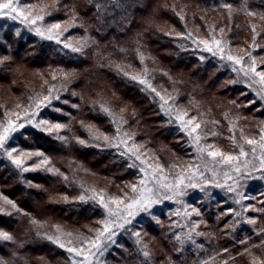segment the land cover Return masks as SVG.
Listing matches in <instances>:
<instances>
[{
  "label": "trees",
  "instance_id": "trees-1",
  "mask_svg": "<svg viewBox=\"0 0 264 264\" xmlns=\"http://www.w3.org/2000/svg\"><path fill=\"white\" fill-rule=\"evenodd\" d=\"M20 3L42 15L44 23H58L66 29L59 43L13 28L0 35V126L11 112L27 109L40 111L43 118L63 127L51 133L29 126L12 136L9 144L14 149L31 153L22 163L28 171L0 155V195L16 205L0 211V232L13 237L0 239V264H71L67 252L47 239V234L58 226L75 235H94L104 214L89 192L122 196L138 181L139 173L129 159L109 144L117 127L164 164L193 163L187 135L166 115L159 96L140 84V79L160 94L175 98L190 116L202 115L199 119L215 124L218 136L214 140L226 153L239 150L237 142L243 135L255 138L263 130L262 103L232 73L210 59H201L186 38L223 28L233 48L250 50L254 41L251 23L259 19L249 13L259 3L255 8L247 0ZM245 3L249 12L231 18L227 6L243 8ZM261 32L262 45L256 54L264 70V19ZM65 43L71 47H64ZM73 47L81 50L74 52ZM46 96L51 97L50 103L44 101ZM37 102H42L39 108ZM100 134L107 135L108 141L103 136L99 141L93 139ZM44 157L49 162L35 167ZM225 221L223 217L213 223L211 232L218 246L214 261L208 264H223L256 245L247 253L263 248L264 233L247 244L232 245L221 230ZM152 224L145 227L148 236H156L164 253L172 244ZM125 261L137 263L132 258Z\"/></svg>",
  "mask_w": 264,
  "mask_h": 264
},
{
  "label": "rangeland",
  "instance_id": "rangeland-1",
  "mask_svg": "<svg viewBox=\"0 0 264 264\" xmlns=\"http://www.w3.org/2000/svg\"><path fill=\"white\" fill-rule=\"evenodd\" d=\"M247 3L249 5L252 4L251 6H253V8L259 3L255 9L250 10L251 15L249 14V17L252 16L259 19V22L251 23L252 29L255 30H253L254 41L250 46V50L233 48L227 37H225L223 28L210 30L207 35H197L194 33L190 35V38L188 39H190V46L197 50V55L201 59H210L217 63L221 68L232 73L235 76V81L244 85L249 91H251L254 97L264 106V83H260L259 77L255 76L253 73H250L248 77H245L243 71H239L241 68L248 69L251 66L253 58L255 59L256 71H264L260 68L261 56L260 54H256L259 53L258 49H260L262 45L260 35L263 34V32H261V27L264 19V0H247ZM20 4L21 6H24L25 11L31 12L29 20L37 16H42L37 14L32 7H28L23 3ZM227 8L230 17L242 12H249L246 3L243 4V8H240L238 5H228ZM50 25L52 24L44 23L43 19H37L35 24H31L29 22L21 23L19 19L14 21L6 16H0V35H2L7 28H13L15 31L24 34H26L25 32H29L37 35L35 29L40 28L41 31L45 32V36L43 37L46 38L48 34L46 30ZM63 28L66 29L60 25V28L52 29L51 35L54 37L53 40H57V33H59V40L64 36L65 31ZM213 39L221 42V47L223 48V54L225 56L224 59H221L219 54L213 55L211 52L205 50L203 44L193 42L208 40L209 43L212 44L213 50L217 51L213 44ZM229 54L233 57L242 58V63L236 64L234 61L228 60L227 56ZM233 68L238 71H233ZM253 80H255L256 83H253ZM161 95L168 101L167 104H164V112L166 113L165 110L171 108V111L167 112L166 115L175 123L179 130L187 135L186 132L181 129L180 121L176 119V115L177 112L187 113V116L185 117L186 119L193 116H190L186 110L179 107L175 98H169L171 97L170 95ZM160 103L163 104L164 102L160 100ZM16 113L19 112H11L2 125L7 126L8 121H12L16 125H24L22 128H17L16 131L9 134V138L5 142V147L9 149H14V147L9 144L10 139L21 129L29 126L41 129L28 122L29 114L34 121L47 120L49 125L58 123L43 118L40 111L36 110H28V114H26V111L20 112L19 118H17ZM201 117L202 115L194 116V118L201 124L200 129L197 130V133L201 134L202 137L200 140V147L203 148L207 145H212L211 148H208V151L219 150L226 155L230 154L239 156L242 146L243 150L248 153V155L240 157V171L236 172L232 168V164L237 162H231L228 164L223 162L217 163V161L220 160V157H216V159L213 160V158L208 156L206 152L202 155L197 151V147L194 144L192 137H189L188 135L187 137L194 153L193 163L189 164L193 166L191 168L189 165H175V167H173L174 164H164L160 162L143 143L136 142L131 136L127 135L128 146L137 145V153L141 156L142 160L147 162L146 164H142L141 161L137 160L131 153H126L124 155L139 173L138 181L133 185H136L137 188H139V181L145 178V172L151 173L157 165L163 167V172L161 173L158 171L157 175H164L167 177V180L165 181L166 183H174L179 175H183L185 179L183 183L174 190L159 189V192L161 193V199L159 202L151 204L147 211H137L134 217H128V219L131 220V223H124L117 216L109 217L107 209L100 205L99 197L103 196L105 202H109V198L111 197L120 199L124 203H129L132 198L138 195V193L132 192L133 185H131L130 191L125 192L122 196H113L103 191H90L89 193L91 197L95 194L96 198L93 200L102 208L104 214L103 221H101L102 226L96 230L95 234L92 236H83L71 233V236H69L67 235L69 232H65L58 226L47 234L48 236L60 237L61 241L65 244L63 249L69 255L71 264H74V262L75 264H83V256L69 253L66 250L68 247H82L84 252L88 254L91 264H126L127 261L125 260L128 258L135 260L137 262L136 264L212 263L214 261V256L212 255L215 253L214 250L218 245L216 244V239L211 231H213V223L216 224V221L223 217L226 219L224 222L226 224H224L221 230H223L229 237L232 245L247 244L264 233V169H261V159L264 157V150L260 148V144L264 143V140L261 139V135L264 133V128L255 138L243 135L239 140L240 143L237 142V149L239 150L234 153H226L214 140L218 136L216 125H212L211 122L206 119H199ZM42 127L46 128L48 125H43ZM117 128L120 129V132L119 134L117 133V135L123 138L125 131L120 127ZM236 130L237 127H234L233 135H235ZM59 131L60 130H54L51 133H58ZM205 131L215 132L216 135L209 134L205 137L203 135ZM117 135L109 140V144L115 142ZM249 139L254 140L256 143L254 145L248 144L247 140ZM123 148L124 145H121V149L118 151L120 152ZM253 148H255V152H253ZM20 153H22L20 150L15 149L12 156L15 158L19 156ZM0 155L4 157L6 161L13 163L12 159H9L7 152L4 149H0ZM29 158V155H25L22 159V163L26 162ZM244 161L248 162L246 167ZM14 165L16 166V164ZM149 165L151 167H149ZM196 165L200 166L199 171L197 172V175L190 180L189 177L192 175V172L195 171ZM225 172L229 173V177H225ZM217 183L222 186L218 187ZM189 184H195L196 186L189 187L187 186ZM229 185H233L235 190L230 191L228 187ZM174 192L182 194H174ZM165 196L171 197V199L163 198ZM3 202V200H0V209H2V211L12 209L10 204ZM124 203L119 206L109 203V207L113 209H117V207L123 208ZM133 211L136 210L133 209ZM185 213H189V215H185ZM196 213H199V215ZM163 217L165 220L162 219ZM249 219L255 220V223H248L247 221ZM109 220L111 221L109 225L110 231L104 232V235L101 236L100 233L105 227L103 222ZM150 223H153L152 225H155L159 230V235L164 233L166 235V241H169L170 244H172V247L169 250L167 247V250L165 249L164 253L159 249L160 247L158 245L160 243L155 238L156 236H148L149 232L146 231L145 227ZM194 223L197 226L193 227ZM120 224H123V227H120ZM57 228L60 229L59 232H57ZM136 233H139V236H137ZM197 233H203V235H197ZM89 240H96L99 247L97 248L94 245L88 244L87 241ZM68 241H72V243L69 244ZM257 246L258 245L228 260V264H253L254 258L256 259L257 264H259L260 260H264V247L257 251L253 250L247 253ZM145 253H148V255L145 256ZM245 253L247 254L243 257L232 261ZM223 264H225V262Z\"/></svg>",
  "mask_w": 264,
  "mask_h": 264
},
{
  "label": "snow or ice",
  "instance_id": "snow-or-ice-1",
  "mask_svg": "<svg viewBox=\"0 0 264 264\" xmlns=\"http://www.w3.org/2000/svg\"><path fill=\"white\" fill-rule=\"evenodd\" d=\"M249 14L251 15V13H249ZM30 15H31V12L25 11L24 6H21L19 0H0V16H6V17H8L14 21L19 19L21 21V23L29 22L31 24H35L37 19H39V20L43 19L42 16H37V17L29 20ZM181 19H183L182 16H181ZM58 28H60V24H58V23L50 25V27L46 30L48 33L46 38L47 39H53L54 37L51 35V31H52V29H58ZM253 30H255V29H253ZM35 31H36L37 35L45 36V32L41 31L40 28H36ZM190 35L191 34H189V36L186 38H190ZM58 36H59V33H57V42L59 43L60 41L58 39ZM193 42L203 44L205 50H207L208 52H211L213 55L219 54L221 59L225 58V56L223 54V48L221 47V42L219 40L213 39V44L215 45L217 51L213 50V46H212V44L209 43L208 40H201L198 42L193 41ZM64 47H71V45L68 43H65ZM80 50L81 49L79 47H73L72 48V51H74V52H78ZM227 59L230 61H234V63H236V64L242 63V58L233 57L230 54L227 56ZM233 71H238V70L233 68ZM239 71H243V74L245 77H248L250 75V73H253V74H255V76L259 77L260 83H264V71H259V72L256 71L254 58L252 59L251 66L248 69L241 68ZM132 79L135 80V79H137V77L133 76ZM139 83L142 85H145L148 89H151L152 92H155L156 95L160 97V100L164 102L163 104H161V108L163 109L164 104L168 103V101L165 99V97L162 96L159 92H156V89L147 80L140 79ZM253 83H256V81L253 80ZM56 99H59V97L57 96ZM44 101H47L50 103L51 97L50 96L44 97ZM41 103L42 102H37L36 107L39 108L41 106ZM29 107H31V106H29ZM104 111L106 113H109V115H112L109 112L108 108L105 107ZM165 111H166V113L170 112L171 108L166 109ZM26 114H28L27 109H26ZM16 115H17V118H19V113H16ZM186 116H187V113L177 112L176 119L180 121L181 129H183L189 137H192L193 142L197 147V151L200 152L202 155H203V153L206 152L208 156L213 158V160H215L216 157H220V160L217 161V163L223 162L225 164H228L231 162H237V163L232 164V168L234 171L239 172L240 171V165H239L240 157L248 155V153H246L243 150V147L241 146L239 156H234V155H230V154L226 155L219 150L208 151V148H211L212 145H207L206 147H203V148L200 147V140L202 137H201V134L197 133V130L200 129L201 124L194 117H189L186 119L185 118ZM28 122L33 124L35 127L41 128L43 131H47V132H52L54 130L58 131L63 127V125L60 123H53V124L49 125V122L47 120L34 121L31 119L30 114H29ZM113 122H115V121H113ZM43 125H48V127L43 128L42 127ZM23 126H24L23 124L16 125L12 121H8L7 126H0V149H4L7 152L9 159H12V162L14 164H16L17 167L21 168L22 171H28L29 168L24 167L22 165V159L25 155H31V153H23L22 152V153H20L19 156L14 158L12 156V153H13V151H15V149H9V148L5 147V142L8 140L9 134L11 132L16 131L17 128H22ZM116 131L119 134L120 129L117 128ZM209 134L216 135L215 132H210V131H205L203 133V135L205 137ZM127 135L128 134L126 132L123 134V138L121 136L117 135L115 142L111 143V147H114V148L120 150L121 145H124L123 150L120 151V155H125L126 153H131L133 156H135V158L137 160H140L142 164H146L147 162L145 160H142L141 156L137 153L138 146L137 145L128 146ZM101 136H103L104 141H108V139H109L108 136L104 135V134L94 135L93 139L96 141H99L101 139ZM60 138L63 139V137H60ZM230 139H234V136L230 137ZM261 139L264 140V133H262ZM80 143L83 144L84 141L81 140ZM247 143L254 145L256 142L252 139H249V140H247ZM260 148L262 150H264V143L260 144ZM253 152H255V148H253ZM35 155L43 156V153L36 152ZM48 162L49 161H48L47 157H44L42 160H40L38 163L35 164V167H39L41 164H47ZM247 164H248V162L244 161L245 167L247 166ZM131 166H134V165H131ZM149 167H151V166L149 165ZM173 167H175V165H173ZM189 167L191 168L193 166L189 165ZM199 168H200L199 165L195 166V171H193L192 175L189 177L190 180L197 175ZM261 169H264V157H262V159H261ZM158 171L161 173L163 172V167L161 165H157L156 168H154L151 173L145 172V178L141 179L139 181V185H140L139 188H137L136 185L132 186V192L138 193V195L136 197L132 198L131 202L124 203L120 199L111 198V197L109 198V202H105L104 197L100 196L99 197L100 205L102 207H104L105 209H107L109 217L117 216L124 223H131V220L128 219V217H134L136 215L137 211H147L148 208L151 206V204L159 202V200L161 199V193L159 192V189L174 190V189L178 188L183 183V181L185 179V177L183 175H179L176 178V181L174 183H166L165 181L167 180V177H165L164 175H157ZM213 172H214V169H213ZM214 174H215V172H214ZM224 175H225V177H229L228 172H225ZM65 179H67V177H65ZM187 186L195 187L196 185L195 184H189ZM217 186L219 187L222 185L217 183ZM228 187H229L230 191L235 190L233 185H229ZM174 194H182V193H175L174 192ZM91 198L95 199L96 198L95 194ZM163 198L171 199V197H167V196H165ZM79 199L81 201H83L85 199V197L83 195H81L79 197ZM0 200H3L4 203L10 204L13 208H16V205L10 199H7L5 197L0 196ZM109 203L115 204L117 206L124 203V207L123 208L117 207V209H113V208L109 207ZM133 209H135L136 211H133ZM17 210L19 211V209H17ZM0 211H2V209H0ZM193 211H195V210H193ZM229 211H231V210H229ZM177 214H179V213H177ZM196 214L199 215V213H196ZM185 215H189V213H185ZM247 222L250 224H254L255 220L249 219ZM33 223H36V221H33ZM103 223L105 224V227H104L103 231H101V233H100L101 236L104 235V232L110 231L109 225H110L111 221L110 220L104 221ZM119 226L123 227V224H120ZM195 226H197V225L194 223L193 227H195ZM59 231H60V229L57 228V232H59ZM67 235L71 236V233H67ZM136 235L139 236V233H136ZM197 235H203V233H197ZM0 239L12 240L13 237L6 232H0ZM47 239L51 240L55 244H58L59 247H61V248L65 247L64 242L61 241L59 236L49 235L47 237ZM109 239H110V237H109ZM68 243L71 244L72 241H68ZM87 243L90 245H94L97 248L99 247L96 240H89V241H87ZM261 247H264V245H261ZM66 250L69 253H75L77 256L82 255L83 256V264H91V262L89 261V258H88V254H86L84 252V249L82 247L81 248L68 247ZM225 251H227V249H225ZM147 255H148V253H145V256H147ZM74 264H75V262H74ZM225 264H227V261H225ZM253 264H257V261L255 258L253 259ZM259 264H264V260H260Z\"/></svg>",
  "mask_w": 264,
  "mask_h": 264
}]
</instances>
